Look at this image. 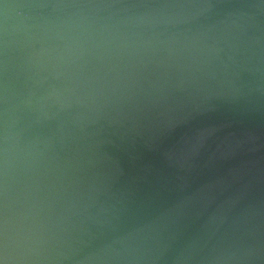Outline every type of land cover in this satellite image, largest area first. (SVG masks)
<instances>
[{"label":"water","instance_id":"water-1","mask_svg":"<svg viewBox=\"0 0 264 264\" xmlns=\"http://www.w3.org/2000/svg\"><path fill=\"white\" fill-rule=\"evenodd\" d=\"M0 264H264V0H0Z\"/></svg>","mask_w":264,"mask_h":264}]
</instances>
